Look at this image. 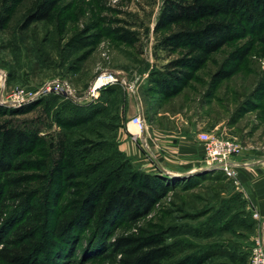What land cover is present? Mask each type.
I'll list each match as a JSON object with an SVG mask.
<instances>
[{
  "label": "rangeland",
  "instance_id": "obj_1",
  "mask_svg": "<svg viewBox=\"0 0 264 264\" xmlns=\"http://www.w3.org/2000/svg\"><path fill=\"white\" fill-rule=\"evenodd\" d=\"M162 1L62 0L52 20L25 29L23 20L33 0H0V21L7 20L0 31V107L24 109L26 113L13 119L25 131L38 130L44 139V146L31 154L33 160L54 153V162L55 152H63L65 174L78 176L75 182L84 186L150 168L167 180V192L149 214L120 224L106 242L158 233L170 251L163 264L187 257H202L203 264H248L264 225V218L248 209L250 187L241 181L252 168L235 169L233 177L202 163L187 175L157 169L156 158L141 148L137 132L130 136L140 153L139 164L119 149L118 132L135 115L136 97L147 137L154 126L178 138L195 139L205 132L235 142L236 164L264 161V45L254 42L230 78L212 80L219 70L235 67L237 54L261 31L226 44L196 71L177 68L183 72L174 85L177 92L164 96L156 83L168 80L183 52L160 46L171 33L157 28ZM120 30L133 42H122ZM102 77L109 79L96 88ZM57 80L69 90L40 92ZM259 168L264 170V164ZM74 190L64 189L62 206L77 194ZM56 219L50 214L48 224ZM88 245L85 237L66 264H117L119 256L109 252L87 260Z\"/></svg>",
  "mask_w": 264,
  "mask_h": 264
},
{
  "label": "trees",
  "instance_id": "obj_2",
  "mask_svg": "<svg viewBox=\"0 0 264 264\" xmlns=\"http://www.w3.org/2000/svg\"><path fill=\"white\" fill-rule=\"evenodd\" d=\"M61 1L33 0L23 27L52 20ZM6 21H0V31ZM157 28L171 30L161 40V47L183 52L171 66L176 70L169 73L168 80L156 83L160 93L169 97L177 92L174 85L183 74L177 68L196 71L226 44L261 31L237 54L235 67L212 76L218 83L237 71L254 42L264 45V0H163ZM120 32L122 42H133L128 33ZM24 113V109L0 107V264H66L85 237L87 260L107 252L119 256L117 264H163L168 260L169 247L158 233L120 237L110 243L105 239L120 224L134 223L149 214L167 192V180L138 170L128 177L104 178L91 185L75 182L78 176L65 174L63 152H55L58 158L54 162V153L44 160L31 158L36 147L44 146V139L38 137V130L25 131L13 119ZM51 162L55 164L50 168ZM36 183L46 186L41 189ZM67 186L74 187L77 194L62 206ZM50 214L57 216L52 225L48 224ZM203 263L202 257H187L174 264Z\"/></svg>",
  "mask_w": 264,
  "mask_h": 264
},
{
  "label": "crops",
  "instance_id": "obj_3",
  "mask_svg": "<svg viewBox=\"0 0 264 264\" xmlns=\"http://www.w3.org/2000/svg\"><path fill=\"white\" fill-rule=\"evenodd\" d=\"M135 99V115L127 118L126 130L123 128L119 129L118 132V142L119 149L122 153H124L127 157H130L135 164H139V150L136 144L132 141L131 134H135V126L130 123V120L139 115L143 119L142 110L139 104V101ZM146 125V124H145ZM164 129L158 126H154L151 129V133H149L148 137L145 133L141 135V137H145L146 140L148 138L149 150L153 153L154 157L157 161V169L162 168L163 170H167L170 173H174L177 175H187L188 173H192L197 167H200L202 155H203V145L198 140V134L195 135V139L192 138V135H185L182 137H177L172 133L166 132ZM194 140L200 142L199 145L195 143ZM175 159L178 163H175L173 159ZM263 160H256L253 163L247 165H240L239 170L249 169L250 174H243L241 176L242 183H246L250 188L246 192L247 197V207L251 211H256L260 217L264 218V170H261L259 167L263 166ZM147 173L154 174L153 168L145 170Z\"/></svg>",
  "mask_w": 264,
  "mask_h": 264
},
{
  "label": "built area",
  "instance_id": "obj_4",
  "mask_svg": "<svg viewBox=\"0 0 264 264\" xmlns=\"http://www.w3.org/2000/svg\"><path fill=\"white\" fill-rule=\"evenodd\" d=\"M52 90L56 92H67L69 87L64 81L57 80L43 86L40 92H49ZM130 123L134 125L139 132L137 137L141 148L148 150L149 145L146 138L141 137L142 134L145 136L146 133V126L142 117L136 115L130 120ZM198 140L203 145L201 163L205 168L211 170L218 169L223 171L228 177H233L235 175V169L240 168V165L232 160V158L239 153L235 142L231 139L218 138L205 132L198 134ZM248 264H264V225L261 237L258 241V246L251 251V257Z\"/></svg>",
  "mask_w": 264,
  "mask_h": 264
},
{
  "label": "bare ground",
  "instance_id": "obj_5",
  "mask_svg": "<svg viewBox=\"0 0 264 264\" xmlns=\"http://www.w3.org/2000/svg\"><path fill=\"white\" fill-rule=\"evenodd\" d=\"M108 77H102V78H100L99 79V81L96 83V88L100 85V84H102V82L105 80V79H107ZM109 79V78H108Z\"/></svg>",
  "mask_w": 264,
  "mask_h": 264
},
{
  "label": "water",
  "instance_id": "obj_6",
  "mask_svg": "<svg viewBox=\"0 0 264 264\" xmlns=\"http://www.w3.org/2000/svg\"><path fill=\"white\" fill-rule=\"evenodd\" d=\"M118 80H119L120 82L122 81V79H120V78H119ZM161 169H162V168H161Z\"/></svg>",
  "mask_w": 264,
  "mask_h": 264
}]
</instances>
